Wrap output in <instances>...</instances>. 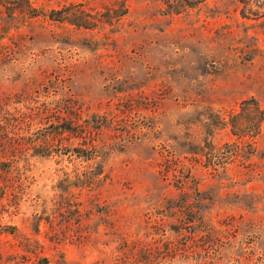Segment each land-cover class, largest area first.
<instances>
[{
	"label": "rangeland",
	"instance_id": "obj_1",
	"mask_svg": "<svg viewBox=\"0 0 264 264\" xmlns=\"http://www.w3.org/2000/svg\"><path fill=\"white\" fill-rule=\"evenodd\" d=\"M247 101L264 0H0V264H264Z\"/></svg>",
	"mask_w": 264,
	"mask_h": 264
},
{
	"label": "trees",
	"instance_id": "obj_2",
	"mask_svg": "<svg viewBox=\"0 0 264 264\" xmlns=\"http://www.w3.org/2000/svg\"><path fill=\"white\" fill-rule=\"evenodd\" d=\"M6 1L7 0H1L2 4H5ZM246 107L249 108V109H251L258 116V118L256 119V125L255 126H256V129L259 130V127L262 124V121L264 120V113L260 110V107L254 101H247V102H245L243 104V111H242L243 113H245V111H246L245 108ZM258 130H256V131H258ZM236 136H238V135L236 134ZM245 136H247V135H243L242 137H245ZM250 136H251L252 139H254L256 137V134L250 135ZM242 137H239V139L242 138ZM236 147L239 148V146H237V145H236Z\"/></svg>",
	"mask_w": 264,
	"mask_h": 264
}]
</instances>
